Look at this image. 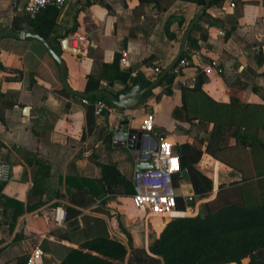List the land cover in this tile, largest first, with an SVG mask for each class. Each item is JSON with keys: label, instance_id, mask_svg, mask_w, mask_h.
<instances>
[{"label": "crops", "instance_id": "obj_1", "mask_svg": "<svg viewBox=\"0 0 264 264\" xmlns=\"http://www.w3.org/2000/svg\"><path fill=\"white\" fill-rule=\"evenodd\" d=\"M210 2L208 16L192 31L183 55L193 63L184 75L197 77L200 89L182 87L171 72L165 73L204 6L184 0H69L59 9L47 41L55 43L73 92L106 91L116 98L136 87L146 92L135 109L108 106L97 117L92 106L83 104L85 98L66 91L58 63L40 41L1 37L34 31L25 20V0L17 7L12 0H0V160L10 165L0 193V264H25L38 246L46 264H61L70 251L98 237L127 247L128 256L120 264H137L138 250L153 257L150 245L167 225L165 218L137 211L132 196L105 194L94 200L76 185L101 180V165L109 164L134 185L143 161L153 167L148 154L161 138L174 146L183 171L194 167L213 181L210 197L198 198L194 214L186 216H197L204 203L218 200L221 193L243 198L250 183L241 173L253 162L244 153L264 150V0H236L235 8L230 0ZM74 35L87 39L81 54L63 49L64 40L69 44ZM208 65L211 75L200 72ZM92 74L98 91L89 90ZM148 114L155 117L152 133L140 130ZM124 122L146 135L145 155L114 147L113 132ZM213 133L221 139L220 150L211 142ZM243 138L248 144L238 141ZM209 144L215 147L209 149ZM254 177L247 198L259 204L264 185ZM179 184L181 193L196 195L190 176L187 181L182 176ZM42 185L47 192L32 195ZM39 202L44 206L28 212L29 205ZM56 207H71L80 215L57 227Z\"/></svg>", "mask_w": 264, "mask_h": 264}, {"label": "trees", "instance_id": "obj_2", "mask_svg": "<svg viewBox=\"0 0 264 264\" xmlns=\"http://www.w3.org/2000/svg\"><path fill=\"white\" fill-rule=\"evenodd\" d=\"M184 1L205 5V0ZM58 15L59 9L50 7L36 17L26 15L25 20L35 34L49 41V36L57 25ZM205 16H208V13H205ZM190 46L196 47V41L190 40ZM93 77L94 74L90 76L89 90L98 91L100 90L98 85H93ZM2 98L0 95V102ZM91 101V104L103 101L109 107H115L104 96L93 97ZM0 121L4 122L3 118L0 117ZM220 129L218 127L217 131ZM217 137L219 136L213 133L211 142L220 150L221 139ZM238 141L243 145L249 142L246 138ZM215 146L209 144V149ZM101 167L102 179L79 181L76 186L80 192L94 200L105 194L110 196L134 194L133 183L125 178L115 165ZM188 171L196 196L200 200L208 199L213 191V181L194 167H189ZM180 179L182 175L174 177L178 194H181ZM67 185L71 187V179H67ZM46 192L42 185L34 187L32 195ZM225 195L221 193L222 197L218 200L204 203L200 213L195 217L172 219L150 245L149 251L153 257L146 251L135 252L137 264H242L246 259L250 260V264H264V201L255 204L244 195L242 196L244 199L237 195L225 198ZM235 196L239 198L238 201L234 199ZM79 197L80 195L77 198ZM93 199H90L88 204H92ZM44 204L39 202L29 205L28 212H33ZM178 208L180 211L185 209L181 200L178 201ZM66 211L68 222L80 215V211L71 207L66 208ZM127 256L128 249L122 243L108 237H98L87 241L79 249L70 251L61 264H120Z\"/></svg>", "mask_w": 264, "mask_h": 264}, {"label": "built area", "instance_id": "obj_3", "mask_svg": "<svg viewBox=\"0 0 264 264\" xmlns=\"http://www.w3.org/2000/svg\"><path fill=\"white\" fill-rule=\"evenodd\" d=\"M21 0H12L15 7ZM69 0H25V11L27 15L36 17L50 7L63 8ZM230 8L236 7V0H230ZM68 50L81 54L88 47L87 39L84 36L74 35L69 39ZM126 54H123L125 61ZM192 60L189 56L180 59L172 69L171 75L181 82L182 87H190L197 83V77H185L184 73L192 67ZM157 68L156 72L160 73ZM211 65L203 67L200 72L211 75ZM221 71V70H220ZM199 72V73H200ZM222 72V71H221ZM83 104L94 107V114L97 117L105 115L109 109L108 105L99 101L91 104L89 99H83ZM155 128V117L148 114L141 125V131L152 133ZM153 167L137 171L134 175V194L132 202L134 208L150 217L158 218H181L194 214L198 197L194 194H178L174 185V177L182 175V163L179 155L174 151V146L166 138L159 139L158 152L153 155ZM10 176V165L0 160V193L4 184ZM181 200L185 209L180 211L178 201ZM180 214L174 216L173 214ZM192 217V216H191ZM53 222L57 227H64L68 223V213L63 207H56L53 211ZM25 264H46V255L41 247H35L28 255Z\"/></svg>", "mask_w": 264, "mask_h": 264}, {"label": "water", "instance_id": "obj_4", "mask_svg": "<svg viewBox=\"0 0 264 264\" xmlns=\"http://www.w3.org/2000/svg\"><path fill=\"white\" fill-rule=\"evenodd\" d=\"M211 2L210 0H205V5L198 15V17L195 19V21L192 23L191 27L187 31L183 43H182V48L181 52L177 58V60L174 62V64L166 71L165 76L174 69V67L177 65V63L180 61V59L183 57L185 48L188 42V39L192 33V31L195 29L196 25L199 23L201 18L205 15L206 11L210 8ZM7 36H16L21 39H27V38H32L40 41L48 50L50 55L53 57V59L58 63L59 65V72H60V80L63 85V87L66 89V91L69 94L72 95H77L81 96L85 99L91 98V97H96V96H104L106 97L114 106L120 108V109H126V110H133L135 109L139 103L141 102L142 98L146 94V92L141 88V87H136L132 89L129 93L124 94L120 96L119 98H116L114 95H112L109 92L106 91H98L92 94H80L73 92L70 88L69 85L66 81V76H65V63L61 56L54 50L52 45L44 38L41 36L35 34V33H30V32H22V33H6L1 35V37H7ZM63 49L68 50V40H64L63 42ZM194 88L200 89L201 84L196 83L194 85ZM29 109H26L25 112L27 113ZM146 138V135L143 134L142 132H139L137 130H133L129 128L128 122H124L120 125L119 128L115 129L113 132V143L114 147H119V148H127L130 151H139L142 154L145 155V151L143 149L144 145V140ZM156 145L154 149H152L151 152H149L148 156L149 159L151 160L153 158V155L158 152L159 149V141L155 140ZM143 165L141 164V167H139L138 171H144L150 169L148 166H146V162H142ZM183 178L187 181L189 180L188 172L183 171L182 172Z\"/></svg>", "mask_w": 264, "mask_h": 264}, {"label": "rangeland", "instance_id": "obj_5", "mask_svg": "<svg viewBox=\"0 0 264 264\" xmlns=\"http://www.w3.org/2000/svg\"><path fill=\"white\" fill-rule=\"evenodd\" d=\"M243 147V149H244V146H242ZM244 151L246 152V150L244 149ZM244 151H242L243 153H244ZM244 155H246L247 156V159H248V161L250 162L251 160H253V162H250L249 164H248V166H247V171H245V169H244V171H242V175H244L245 176V180H246V182H249L250 183V185L252 184V183H256L255 182V178L256 177H254L255 175L256 176H259V178H261V179H259V184L261 185V186H263L264 185V150H262V149H259V148H253V153H250V154H248V153H244ZM256 167V172H253V171H251L252 170V167ZM251 173H253V175H251ZM250 185H246V187H245V189L243 190V194H244V196H245V198H247L248 197V194H249V192H251L252 190H251V188H249L250 187ZM255 191V190H254ZM236 201H238L237 199H238V197H236L235 196V198H234ZM191 217V216H190ZM162 220V219H161ZM164 221H168V223L172 220L171 218H165V219H163Z\"/></svg>", "mask_w": 264, "mask_h": 264}, {"label": "bare ground", "instance_id": "obj_6", "mask_svg": "<svg viewBox=\"0 0 264 264\" xmlns=\"http://www.w3.org/2000/svg\"><path fill=\"white\" fill-rule=\"evenodd\" d=\"M173 215L176 216V215H180V214H176V213H175V214H173Z\"/></svg>", "mask_w": 264, "mask_h": 264}]
</instances>
